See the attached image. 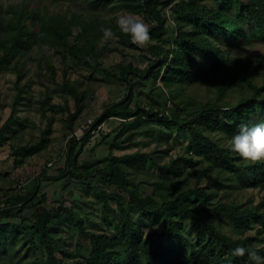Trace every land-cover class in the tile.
Segmentation results:
<instances>
[{"label": "trees", "instance_id": "1", "mask_svg": "<svg viewBox=\"0 0 264 264\" xmlns=\"http://www.w3.org/2000/svg\"><path fill=\"white\" fill-rule=\"evenodd\" d=\"M46 1H80L88 6V10L93 11L111 10L119 6L133 14L142 15L147 22L153 24L149 29L155 44L148 49L153 61L142 70L131 64H117L112 70L102 71L106 82L124 86L126 93L118 102L103 108L91 125L92 131L110 118L121 120L122 128L112 143V146H119L129 140L133 129L143 120L160 119L167 129L175 128L187 132L190 137L188 148L192 154L231 173L242 187L264 186V161L239 164L228 148L219 145L207 135L219 133L229 139L238 131L240 124L264 122L262 88H258L250 80L253 75L262 72L264 55L255 61H249L232 54L251 41L264 44V0ZM166 8L173 13L178 23L171 39L164 38L167 34V19L161 10ZM79 20L80 16L69 20L65 17L44 19L24 4L17 8L9 6L7 9H3L0 4V73L18 57L27 56L33 43L53 48L64 46L66 40L73 35L72 28L75 24H78L76 26L80 29V35L67 46L68 53L74 62L90 65V59L98 56L95 52V37L86 34V27L80 26ZM103 27L105 26H98L95 30L98 31V36L102 35ZM115 28L113 31L119 40H131L128 35ZM235 64L240 74L228 72ZM48 69L54 74L51 66ZM22 71L23 68L17 67L14 72L17 94L10 115L0 125V146L15 120V110L22 93L19 87ZM150 79H160L165 88L178 87L177 91L184 86L210 82L216 87L215 99L211 103L197 104L191 110L179 101L172 105L173 110L169 114L157 113L137 104L132 107L134 90ZM71 84L65 81L63 89L73 97L78 108L75 113H68L65 119L68 132L72 131L81 112L79 95L76 87ZM232 90L238 94L246 90L249 96L241 97L233 104L222 102ZM47 133L48 131L35 143L17 146L12 150V154L31 157L40 153L47 147L44 137ZM122 136H125L126 141L119 140ZM89 138L90 133L80 140L75 136L70 137L66 146L64 168L59 177L69 175L73 179L83 181L86 175L102 171L106 185L118 191L113 194L101 192L103 206L107 207L108 202H113L119 216L113 224L114 234L108 236L86 230L82 220L70 214L77 221L79 234L89 242L85 255L86 264H253L247 254L244 257L232 256L231 250L237 246H244L248 251L258 250L264 255L263 248L254 246L253 238L233 239L211 223L225 218L233 227L240 228L251 220L257 224V231L262 232L264 211L260 209L264 203L253 208H242L235 203H213L215 194L198 186L183 189L179 193L172 190L161 192L156 188L150 196H142L137 187L128 180L123 168L134 173L144 172L151 162L158 169L161 178L177 179L181 176L177 159H171L165 165H157L148 153L133 152L110 156L107 164L97 170L89 163L77 161L78 153ZM85 163V169L81 170ZM70 169H73V173L69 172ZM34 193L35 190L25 197L5 198L0 201V264H26V254L21 256V251L18 250L19 240L14 229L17 215L11 213V208L19 204H22V207L24 203L30 202ZM1 204L4 206L1 207ZM130 210L137 213L141 219L144 218V222L152 219V224H159L162 227L160 234L144 235L140 225L133 220ZM50 220L49 215H44L34 224V235L44 251L43 264H81L73 259L76 257L73 254H66V258L62 259L56 258L49 238ZM104 223L112 225L108 220ZM186 228L193 231L195 242L186 238ZM122 248L123 254L120 253ZM32 254L34 257V253Z\"/></svg>", "mask_w": 264, "mask_h": 264}, {"label": "rangeland", "instance_id": "2", "mask_svg": "<svg viewBox=\"0 0 264 264\" xmlns=\"http://www.w3.org/2000/svg\"><path fill=\"white\" fill-rule=\"evenodd\" d=\"M0 4L3 5V9L9 6L17 8L24 4L44 19L65 17L69 20L80 16V26L86 27L88 36L95 37V52L98 53L97 58L90 59L88 66L72 60L67 46L80 35V29L76 26L78 24H75L72 28L73 35L66 40L64 46L53 48L33 43L27 56L18 57L0 73V125H2L10 115L17 94L14 72L17 67L23 68L19 84L22 93L15 110V120L0 146V189L4 199L25 197L35 190L31 201L24 203L23 209L22 204L11 208V213L17 215L14 229L18 235L20 255L26 254L24 263L43 264L44 251L34 235V224L44 215L51 217L48 223L49 238L57 259L66 258V254H73L76 256L74 260L86 264L85 255L89 249V242L79 234L77 221L71 215L78 216L88 231L108 236L114 234L113 224L116 223L119 213L111 201L107 207L103 206L100 193L106 191L113 194L118 191L106 185L102 171L86 175L83 181L73 179L69 175L59 177L60 171L64 168L66 146L71 136L80 140L90 133L89 141L77 155V161L89 163L97 170H101L107 164L110 156L133 152L148 153L150 159L157 165H165L171 159H177L181 170V176L177 179L161 178L158 169L151 162L144 172L134 173L123 168L128 180L137 187L142 196H150L156 188L161 192L172 190L179 193L183 189L198 186L215 194L213 203H235L242 208H253L264 203V186L242 187L231 173L212 166L200 156L193 155L188 148L190 137L187 132L175 128L167 129L160 119L143 120L133 129L128 141L125 136L119 139L126 141L119 146H112V143L122 128L121 120L110 118L92 131L91 125L103 108L118 102L126 93L124 86L106 82L102 71L112 70L117 64H131L142 70L153 61L148 52L149 47L155 44L153 39L144 47H139L131 40L121 41L118 38L105 41L101 39L102 35L98 36V31H95L98 26H111L115 30L116 18L131 12L119 6L105 11L88 10V6L80 1L51 3L46 0H0ZM161 12L167 19V34L164 38L171 39L175 35L178 23L168 8ZM135 15L146 21L142 15ZM147 23L149 28L153 25ZM232 54L235 57L241 56V59L255 61L264 55V44L251 41ZM235 65L230 67L228 72L240 74L237 64ZM49 66L52 67L54 74L48 69ZM250 80L258 88H262L261 93L264 95V68ZM65 81L76 87L81 110L71 132L67 131L64 122L68 113L76 112L78 105L63 89ZM177 88L168 89L161 84L160 79L156 81L150 79L134 90L132 107L137 104L157 113L169 114L173 110L172 105L179 101L191 110L197 104L211 103L215 99L216 87L210 82L184 86L178 91ZM244 96H249L246 90L242 94L232 90L222 102L233 104ZM46 131L48 133L44 137L47 147L43 151L31 157L12 154L14 148L35 143ZM207 135L227 148L229 139L224 135L219 133ZM233 156L239 164L252 163L242 161L235 154ZM86 163L81 166V170L85 169ZM69 172L73 173V169ZM260 210L264 211V206ZM130 211L144 235L160 234L162 227L159 224H152V219L144 222V218L141 219L137 213ZM22 219L24 221H21ZM105 220L112 222V225L105 224ZM211 223L233 239L251 237L254 239L255 247L264 249L260 247L264 245V231L258 232V226L254 221L250 220L246 226L240 228L233 227L225 218ZM185 234L187 239L195 242L194 233L190 228H186ZM123 251L124 248L120 249V253L123 254Z\"/></svg>", "mask_w": 264, "mask_h": 264}, {"label": "clouds", "instance_id": "3", "mask_svg": "<svg viewBox=\"0 0 264 264\" xmlns=\"http://www.w3.org/2000/svg\"><path fill=\"white\" fill-rule=\"evenodd\" d=\"M115 23L119 31L128 35L132 43L139 47H144L152 40L149 24L142 17L126 13L119 15ZM101 31V39L105 41L118 39L111 26H105ZM227 148L242 161H264V122L240 124L238 131L229 138ZM231 254L234 257H244L247 254L253 264H264V255L258 250L248 251L244 246H237L231 250Z\"/></svg>", "mask_w": 264, "mask_h": 264}, {"label": "built area", "instance_id": "4", "mask_svg": "<svg viewBox=\"0 0 264 264\" xmlns=\"http://www.w3.org/2000/svg\"><path fill=\"white\" fill-rule=\"evenodd\" d=\"M51 165V164H50ZM4 199L3 192L0 189V201ZM4 204H1V207H3Z\"/></svg>", "mask_w": 264, "mask_h": 264}]
</instances>
